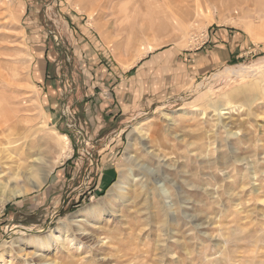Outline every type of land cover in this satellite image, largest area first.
<instances>
[{
    "label": "rangeland",
    "instance_id": "374dc122",
    "mask_svg": "<svg viewBox=\"0 0 264 264\" xmlns=\"http://www.w3.org/2000/svg\"><path fill=\"white\" fill-rule=\"evenodd\" d=\"M226 23L253 44L212 64L204 40ZM121 76L142 108L114 158L120 175L94 191L89 150L72 183L52 186L88 101L115 97ZM18 124L4 135L55 138L34 149L54 169L0 200V264H264V0H0V127ZM81 228L94 242L73 238Z\"/></svg>",
    "mask_w": 264,
    "mask_h": 264
},
{
    "label": "crops",
    "instance_id": "0c3cea01",
    "mask_svg": "<svg viewBox=\"0 0 264 264\" xmlns=\"http://www.w3.org/2000/svg\"><path fill=\"white\" fill-rule=\"evenodd\" d=\"M204 43L205 47H203L206 50H210L208 52H210L212 64L227 63L235 58L239 59L249 52L247 49L253 44L247 35V31L244 32L239 26L228 23L226 25L216 24L215 26L211 24ZM110 64L108 63L109 67ZM116 81L115 86L112 87L116 93L115 97L107 98L103 96L102 103L100 104H95L94 99L88 101V105L84 109L88 119L84 122L85 126H81L82 131H84L83 136L78 134L79 145L73 149V155L77 152L75 158L67 160L66 165L56 172L50 183L52 186L57 182L60 187L62 186V175H65L67 182L72 183V180L75 179L82 168L81 162L85 159L83 154L89 150L97 155L94 160L87 158L88 166L85 168V170L90 169L92 173L91 182L93 181L94 191L110 188L120 175L114 158L120 152L130 119L137 113L136 110L142 108L140 105L142 100L133 95V93L128 94V89L132 90L134 79L128 78L126 80L121 76ZM47 90L51 92L50 85H48ZM104 94L107 96L106 93ZM49 97L50 101L47 104L56 106V100L51 95ZM152 99L155 100L154 98H150L149 104L153 102L151 101ZM92 104H94V109L89 110ZM46 194L49 196L48 193ZM46 194L39 193L34 196L35 198H41L45 197ZM29 201H33V196L23 202L28 204Z\"/></svg>",
    "mask_w": 264,
    "mask_h": 264
},
{
    "label": "bare ground",
    "instance_id": "6f19581e",
    "mask_svg": "<svg viewBox=\"0 0 264 264\" xmlns=\"http://www.w3.org/2000/svg\"><path fill=\"white\" fill-rule=\"evenodd\" d=\"M6 122H8V121H6ZM8 127L9 126H7L6 128L2 127V126L0 127V131H2V134L0 133V196H2V197H0V200L3 203L11 201L13 198H15L17 196L25 195V194L29 193V190L32 187H36V189L40 188L45 183L44 181L46 180V177L54 169V167H52L51 169L44 170L45 166L43 168L42 167L40 168L39 163L41 162V159H42L40 157L41 155L38 156L34 152V149L36 148V146H38L37 143L41 142V139L42 140L46 139L48 143L49 142L55 143L54 137L50 136V134L48 135L47 132L42 130L43 133H40L41 135L39 134L38 138L36 140H31V141H28V143H27L26 141L25 142L22 141L26 137L20 136V137L12 138L11 137L12 134L9 136H6L3 133L6 130L15 131L14 127L17 129H23V127L21 125H19V124L15 125V126H13V128L11 127V129ZM2 135H4V136H2ZM63 136H64V139L60 143H58L57 146H58V148H60V150L63 154L67 153V155H69V152L72 151V148L70 146V139L66 135H63ZM145 146H147V148H149V153L151 154L152 158L160 159L161 154L158 151H156L154 148H151L149 145H147V143H145ZM25 149L28 152L24 153ZM132 156L133 155L129 156L128 159L132 158ZM29 158H30V161H29L30 163L27 162ZM22 160H23V162H21ZM164 161L166 162V160H164ZM170 164H168V165H170ZM45 165H46V163H45ZM33 166L38 167L39 171L43 170V172H41V173L39 172L41 175V180L39 179V181H34L32 178V175L35 176L36 174H39V173L33 172L35 170H38L37 168L34 169ZM172 166H175V165L172 164ZM155 172H156V170H155ZM157 174L159 177L162 176L164 179L171 180L169 178V176H166V175L164 176L165 173L164 174L157 173ZM127 176L128 175H126L125 172L121 173V179L125 180L127 178ZM35 177H37V176H35ZM122 183L123 182H121V184ZM107 211L109 213H114L115 210H114V208L111 207V208H108ZM170 212H171L172 216L178 215L177 214L178 211L176 212V210H174V209H170ZM190 218H191V220L196 221L198 219V216L196 214H190ZM75 221L80 222L81 219L80 220L76 219ZM198 226H200V225H198ZM77 230H78L77 233L73 234L74 239L83 236L86 241H93L94 242L95 237L90 232H86L84 228L77 229ZM101 258H106V257H101Z\"/></svg>",
    "mask_w": 264,
    "mask_h": 264
},
{
    "label": "built area",
    "instance_id": "2783aa9c",
    "mask_svg": "<svg viewBox=\"0 0 264 264\" xmlns=\"http://www.w3.org/2000/svg\"><path fill=\"white\" fill-rule=\"evenodd\" d=\"M66 113H67V114H68V113H70V112H69V109H67V112H66ZM68 115H69V114H68ZM77 133L82 135V134H83V131H82V129H81V128H79V129L77 130ZM89 154H90V153H89ZM90 156L92 157V155H91V154H90ZM88 178H89V176L87 175V176H86V179H88Z\"/></svg>",
    "mask_w": 264,
    "mask_h": 264
}]
</instances>
